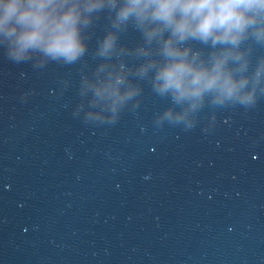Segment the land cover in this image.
<instances>
[{"label":"clouds","instance_id":"obj_1","mask_svg":"<svg viewBox=\"0 0 264 264\" xmlns=\"http://www.w3.org/2000/svg\"><path fill=\"white\" fill-rule=\"evenodd\" d=\"M109 3L116 7V0ZM102 6V0H0V34L18 58L31 49L72 60L84 50L79 30L87 22L84 13ZM129 19L147 41H157L163 57V62L150 61L140 71L155 68L159 91H171L177 100H198L209 91L220 97L239 93L246 81L235 79L228 63L240 58L235 48L249 28L258 40L264 39V24L257 26L264 21V0H123L116 21ZM188 40L210 42L214 50L209 61L190 56L191 49L182 46ZM113 43V36L106 37L103 51ZM122 80L117 75L102 90L115 96Z\"/></svg>","mask_w":264,"mask_h":264}]
</instances>
